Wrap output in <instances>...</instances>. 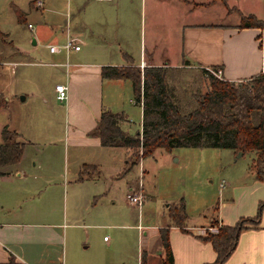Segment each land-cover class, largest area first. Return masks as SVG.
<instances>
[{
  "label": "crops",
  "instance_id": "crops-1",
  "mask_svg": "<svg viewBox=\"0 0 264 264\" xmlns=\"http://www.w3.org/2000/svg\"><path fill=\"white\" fill-rule=\"evenodd\" d=\"M216 1L69 0L64 35L59 41L47 43V50L42 52L48 61L29 59V63L52 65L54 85L57 82L68 85L64 100V140L73 152L71 168L65 176H71L72 182L93 181L92 193L97 201L103 198L108 183L116 186L121 183L126 192L131 189L141 192L144 195L142 204L153 194L143 183L146 167L143 165L140 175L135 173L136 164L145 156L125 168L132 148L103 145L98 135L89 132L103 109L121 111L120 125L129 132L136 133L141 128L142 105L133 98L131 81L103 77V64L132 63L140 67L151 64L167 69L175 66L183 70L194 69L201 75H204L203 67L217 66L223 77L232 80L249 77L264 69V40L260 27L238 26L242 13L264 17V0H258L263 4L258 11L245 0H218L223 7L218 10L219 20L211 19L214 12L210 6ZM43 4L42 0L41 8ZM34 7L39 8L35 4ZM233 13H236L235 18L230 17ZM138 15L144 19L143 34L147 31V16L150 40L148 46L145 41H139L140 52L135 57L131 55L132 38L138 33L142 36V29L139 26L138 31L135 23ZM68 39L80 47L66 49L64 44ZM50 45H55L54 50L49 49ZM85 45L88 50H83ZM172 56L177 61H172ZM52 91L55 92L54 86ZM134 107L138 108L140 118L135 130L131 119ZM17 139L24 144L19 133ZM29 143L34 141L29 140ZM175 148L163 149L174 156ZM22 160L21 154L18 161L0 165V264H107L111 260V251L90 248L92 231L89 228L111 227L116 223L86 222V215L76 205L67 207L64 204L60 210L48 199L37 196L30 187L39 176H15L24 173ZM50 164L49 160L45 161V172L50 173ZM136 178L137 184L134 183ZM248 187L251 189L239 202L234 199L218 201L211 216L218 222L232 223L241 215L255 214L258 201L264 199V178L256 179ZM179 192L171 190V195H162L161 210L148 213L153 216L147 223H137L141 237L139 264L143 252L148 263H160L164 255L160 229L165 226L168 227L173 264H203L214 259L215 251L210 241L199 237L204 233L208 217L195 219L186 211L182 227L170 221L168 205L179 200L185 204ZM107 212L110 213L107 218L114 215L111 210ZM196 214L201 217L202 212ZM103 240L109 243L105 234ZM221 264H264V207L259 223L240 231L236 246Z\"/></svg>",
  "mask_w": 264,
  "mask_h": 264
},
{
  "label": "rangeland",
  "instance_id": "rangeland-1",
  "mask_svg": "<svg viewBox=\"0 0 264 264\" xmlns=\"http://www.w3.org/2000/svg\"><path fill=\"white\" fill-rule=\"evenodd\" d=\"M35 2L36 0H0V29L6 32L5 37L0 38V104H4L0 105V141L3 125L15 129L24 140V173L15 176H39L38 181L30 187L31 190L37 196L48 199L50 204H55L60 210L64 204L67 207L76 205L86 215V222L109 221L118 224L89 228L92 231L90 248H108V252L111 251V260L107 264H139L141 237L137 223H147L153 216L148 213L161 210L160 197L171 195V190L180 191L187 206L186 211L192 217H208L204 233L215 231L218 221L211 214L218 201H241L251 189L248 185L256 180L251 169L253 152L239 154L229 147L178 146L173 149L174 156H171L162 147H157L135 166L137 175L141 174L143 165L146 167L143 183L145 189L153 193L140 207L127 200L121 183L117 186L115 183H108L103 198L97 201L92 193L93 181L72 182L71 176H65L71 168L73 152L71 145L67 146V141L64 140L65 101L56 98L52 91L55 82L54 67L29 63V59L48 61L42 52L47 50V43L59 41L64 35L65 11L70 2L43 0V8L42 5L34 7ZM11 3L22 10L23 20L17 19ZM245 3L257 11L263 6L258 0H245ZM210 8L214 12L211 19H221L218 13L223 8L220 1L217 0ZM230 17L235 18L236 13ZM28 22L31 26H28ZM135 23L138 31L139 26L142 29V36L138 33L136 38H132L134 43L131 55L138 57L139 41H145L148 46L150 40L147 16V31L144 34L143 17L140 19L138 15ZM88 49V46H83V50ZM145 53L148 57V50ZM171 60L175 62L177 58L172 56ZM167 80L174 87L178 102L184 110L195 104L194 92L203 91L207 86L205 75H201L199 71L183 70L175 66L168 67ZM131 113L132 129L135 130L140 119L138 108L134 107ZM29 140L34 143H29ZM139 155L140 149H131L128 159L137 156L139 161ZM48 160L51 162L50 173L45 172L44 166ZM221 179L225 180L223 186H219ZM137 182L138 179L134 183ZM110 210L114 215L107 218L110 215L107 211ZM197 211L202 212L201 217H198ZM103 234L108 237L109 245L103 240Z\"/></svg>",
  "mask_w": 264,
  "mask_h": 264
},
{
  "label": "trees",
  "instance_id": "trees-1",
  "mask_svg": "<svg viewBox=\"0 0 264 264\" xmlns=\"http://www.w3.org/2000/svg\"><path fill=\"white\" fill-rule=\"evenodd\" d=\"M11 7L17 19L23 20L22 10L14 3ZM238 26L260 27L264 40V18L251 12L242 13ZM5 35L6 32L0 29V38ZM202 72L207 86L203 91L194 92L195 104L184 110L174 87L168 83L165 66L103 64V77H121L131 81L133 98L142 105L141 128L139 132L131 133L120 125L123 118L121 111L103 109L89 132L98 135L103 145L140 149V157L151 154L157 147L167 151L178 146L229 147L242 153L250 151L254 154L251 164L254 177L263 179L264 69L238 80L218 76L206 67L202 68ZM17 135L15 129L6 125L1 127L0 165L20 159L23 142L17 139ZM136 162L137 156L129 159L125 168ZM263 207L264 199H260L255 214L241 215L232 223L218 222L215 231L199 235L210 241L215 251L214 259L203 264H221L236 246L240 231L259 223ZM167 212L172 223L180 227L184 225L187 213L183 200L170 203ZM160 240L164 255L159 264H173L167 226L160 229ZM140 264H150L144 252Z\"/></svg>",
  "mask_w": 264,
  "mask_h": 264
},
{
  "label": "built area",
  "instance_id": "built-area-1",
  "mask_svg": "<svg viewBox=\"0 0 264 264\" xmlns=\"http://www.w3.org/2000/svg\"><path fill=\"white\" fill-rule=\"evenodd\" d=\"M36 5L40 6L42 5V0H36ZM28 26H31V23L28 22ZM66 49H70V48H74V49H78L80 47L79 44L73 43L70 39L66 40L65 44H64ZM55 45H50L49 49L50 50H54ZM212 73L220 76L221 75V69L220 68H212V67H207ZM55 88V95L56 98H58L59 100H66L67 95H68V85L64 82H57L54 85ZM225 183V180L222 179L219 182V185L222 186ZM126 198L130 203L133 204H137V205H141L144 195L139 192L136 191L134 189H131L129 191L126 192Z\"/></svg>",
  "mask_w": 264,
  "mask_h": 264
},
{
  "label": "water",
  "instance_id": "water-1",
  "mask_svg": "<svg viewBox=\"0 0 264 264\" xmlns=\"http://www.w3.org/2000/svg\"><path fill=\"white\" fill-rule=\"evenodd\" d=\"M237 153L241 154V153H242V151H238Z\"/></svg>",
  "mask_w": 264,
  "mask_h": 264
}]
</instances>
